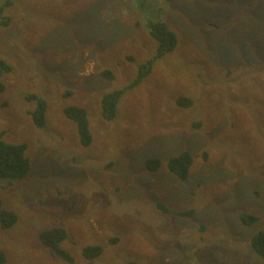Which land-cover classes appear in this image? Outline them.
Here are the masks:
<instances>
[{"label":"rangeland","instance_id":"rangeland-1","mask_svg":"<svg viewBox=\"0 0 264 264\" xmlns=\"http://www.w3.org/2000/svg\"><path fill=\"white\" fill-rule=\"evenodd\" d=\"M6 18L0 132L26 145L30 167L0 179V208L17 215L0 226L5 264H264L250 247L264 230V0H14ZM148 19L163 20L176 47L105 120L102 97L156 53ZM28 94L46 103L41 128ZM67 106L87 112L90 145ZM183 151L192 165L180 180L167 161ZM52 226L66 230L72 263L40 242ZM95 245L101 255L85 259Z\"/></svg>","mask_w":264,"mask_h":264},{"label":"trees","instance_id":"trees-1","mask_svg":"<svg viewBox=\"0 0 264 264\" xmlns=\"http://www.w3.org/2000/svg\"><path fill=\"white\" fill-rule=\"evenodd\" d=\"M14 0H4L0 4V16L4 12L5 7L12 4ZM10 22L9 18L2 19L0 25H7ZM146 28L149 35L155 39L157 43L156 53L151 58L146 60L143 64L138 66L137 74L134 80L123 88L115 89L106 93L101 99V115L105 120H112L116 114V106L120 98L124 93L139 85L151 72L153 63L156 59L163 57L165 54L174 50L177 44L176 35L170 30L167 24L161 19H148L146 21ZM11 68L2 59H0V77L2 73L10 72ZM101 74L105 77L112 78V73L109 70H102ZM4 89L3 83L0 81V91ZM28 99H34L36 101V107L29 111L32 122L37 128H41L45 123V111L46 103L39 97L28 94ZM177 105L181 107H190L192 105L191 98L180 95L176 99ZM63 113L67 118L72 119L79 134L80 145L88 146L92 141V135L89 128V119L87 112L79 106H67L63 109ZM145 165L147 169L156 171L161 161L158 158H149L146 160ZM192 165V156L188 151H183L180 154L170 157L167 161L168 170L178 177L180 180H185L189 169ZM30 164L26 156V145L24 143H8L2 139V132H0V179H6L9 181L23 178L28 170ZM157 208L163 211L167 208L163 204H156ZM181 215H190L192 210L187 212H178ZM241 221L245 225H251L258 221V217L252 214L243 213L240 215ZM17 220V215L12 210H6L0 208V226L2 228L11 227ZM67 232L62 226H52L39 233V240L43 246L50 249V251L61 257L68 263L73 262L72 256L63 248H61V242L66 238ZM250 247L260 258L264 260V230H260L250 240ZM102 253V247L87 246L83 248L82 255L87 260H93L99 257ZM6 263V256L2 250H0V264ZM126 264H135L129 262Z\"/></svg>","mask_w":264,"mask_h":264}]
</instances>
